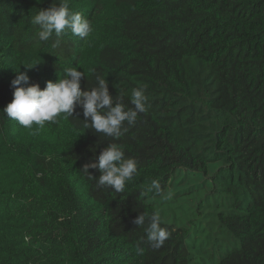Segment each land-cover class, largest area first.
<instances>
[{"label":"trees","instance_id":"1","mask_svg":"<svg viewBox=\"0 0 264 264\" xmlns=\"http://www.w3.org/2000/svg\"><path fill=\"white\" fill-rule=\"evenodd\" d=\"M53 3L0 0V264H264V0H69L93 32L56 48L31 22ZM69 66L128 108L146 85L147 111L118 141L80 106L32 129L3 112L18 69L43 89ZM113 142L138 161L123 193L83 171ZM178 172L204 179L189 222L161 200ZM157 210L171 235L153 249L133 221Z\"/></svg>","mask_w":264,"mask_h":264},{"label":"clouds","instance_id":"2","mask_svg":"<svg viewBox=\"0 0 264 264\" xmlns=\"http://www.w3.org/2000/svg\"><path fill=\"white\" fill-rule=\"evenodd\" d=\"M34 25L39 26L38 41L48 42L53 35L56 40L52 47L60 45V38L67 32L81 40L87 41L93 32L91 21L82 12L72 11L69 0H59V5H53L40 10L32 17ZM38 61L22 63L28 68L33 67ZM85 72L77 70L76 66L64 68L63 77L57 81L46 82L41 89L39 84H29V76L25 72L17 70L14 86L13 100L7 104L3 112L7 117L15 120L26 129L43 128L48 123H56L63 116L67 119L73 116L77 106L82 107L85 128H92L95 132L105 137L118 141L127 131L125 122L134 125L140 113L148 108V96L145 94L146 85H140L131 92L128 108L122 102L120 94L112 96L108 89L107 80L97 77L96 85L90 90L81 89V79ZM89 168H98L100 175L97 179L98 186L110 187L117 193H123L126 186L138 175V161L133 157H125L124 145L109 143L103 149L98 160L86 163L83 171L88 174ZM89 178L93 177L89 174ZM146 192H161L159 180L153 179L147 186ZM170 198V194L169 197ZM147 220L146 237L153 249L161 248L169 239L171 233L166 227H162L160 212L153 211L139 214L133 221L136 225H145Z\"/></svg>","mask_w":264,"mask_h":264},{"label":"rangeland","instance_id":"3","mask_svg":"<svg viewBox=\"0 0 264 264\" xmlns=\"http://www.w3.org/2000/svg\"><path fill=\"white\" fill-rule=\"evenodd\" d=\"M203 181L204 179L201 177L187 175L185 172H178L172 179L170 186L165 192L164 196L162 198L159 197L161 200L168 201L169 204H166L164 207L162 204H159L160 208L163 207L164 209H168L170 208V205L174 207L176 206V209L179 211L177 214H181L182 217L186 219V222H189L192 219L189 215V212H191L193 208H196L201 196L199 192L193 194L191 192H194L195 187L201 185ZM207 187H209V185H207ZM207 191H209V189ZM169 194L170 198H168ZM204 195H202V197ZM200 219H202V216L195 218V220Z\"/></svg>","mask_w":264,"mask_h":264}]
</instances>
